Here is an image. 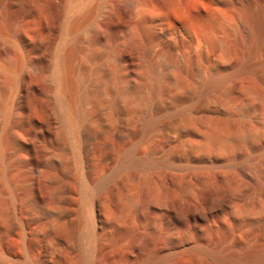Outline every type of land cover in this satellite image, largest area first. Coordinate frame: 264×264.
<instances>
[{"label": "bare ground", "instance_id": "1", "mask_svg": "<svg viewBox=\"0 0 264 264\" xmlns=\"http://www.w3.org/2000/svg\"><path fill=\"white\" fill-rule=\"evenodd\" d=\"M263 38L264 0H0V264H264V249L178 246L158 227L184 163L177 137H155L152 97L140 117L128 105L145 67H205L218 89L231 39L232 73L261 69Z\"/></svg>", "mask_w": 264, "mask_h": 264}, {"label": "rangeland", "instance_id": "2", "mask_svg": "<svg viewBox=\"0 0 264 264\" xmlns=\"http://www.w3.org/2000/svg\"><path fill=\"white\" fill-rule=\"evenodd\" d=\"M110 37L118 39L115 32ZM228 44L229 59L219 63L231 76L218 89L206 91L205 67L200 75L182 64L145 67L142 87L129 94L128 105L140 117L141 99L152 97L155 137H177L169 147L184 163L174 171L176 212L170 219L160 216L158 227L178 246L198 244L245 256L249 248L264 249V38L251 59L263 63L256 70L232 73L245 52L233 39ZM158 73L162 88L151 96ZM125 214L132 232L140 214L136 208Z\"/></svg>", "mask_w": 264, "mask_h": 264}]
</instances>
